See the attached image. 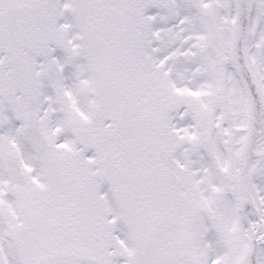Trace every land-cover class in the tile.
I'll use <instances>...</instances> for the list:
<instances>
[{
	"label": "snow or ice",
	"instance_id": "6c2138e0",
	"mask_svg": "<svg viewBox=\"0 0 264 264\" xmlns=\"http://www.w3.org/2000/svg\"><path fill=\"white\" fill-rule=\"evenodd\" d=\"M0 264H264V0H0Z\"/></svg>",
	"mask_w": 264,
	"mask_h": 264
}]
</instances>
